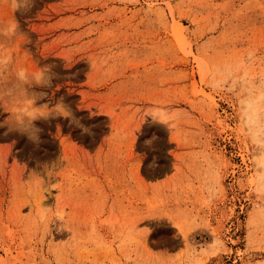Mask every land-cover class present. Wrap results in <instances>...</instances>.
Listing matches in <instances>:
<instances>
[{"label": "rangeland", "instance_id": "374dc122", "mask_svg": "<svg viewBox=\"0 0 264 264\" xmlns=\"http://www.w3.org/2000/svg\"><path fill=\"white\" fill-rule=\"evenodd\" d=\"M10 4L0 121L48 64L42 102L90 131L0 127V264H264V0Z\"/></svg>", "mask_w": 264, "mask_h": 264}, {"label": "clouds", "instance_id": "9594fccd", "mask_svg": "<svg viewBox=\"0 0 264 264\" xmlns=\"http://www.w3.org/2000/svg\"><path fill=\"white\" fill-rule=\"evenodd\" d=\"M14 17L17 13L20 15H27L35 6V0H11L10 4ZM22 29L17 19L0 24V38H5L9 41L14 40L18 35L22 34ZM13 63L12 56L0 49V73L8 70L9 65ZM53 65H42L36 71H28L25 68L17 69L14 78L15 83L10 89L5 90V95L14 97L22 94L23 99L14 105V110L6 113L9 116L7 122L0 121V127H5L7 131L4 133L16 132L25 135L27 139L33 143L40 142L41 129L37 127L36 121L47 120L50 118L71 117L73 122L81 128L85 133L89 132V128L80 124L79 121L73 116L70 107L65 104L63 97L59 98L54 104L46 101L48 93L43 89L51 88L53 80L56 79L57 74L53 71ZM153 120L151 115H147L145 122L148 118Z\"/></svg>", "mask_w": 264, "mask_h": 264}, {"label": "bare ground", "instance_id": "6f19581e", "mask_svg": "<svg viewBox=\"0 0 264 264\" xmlns=\"http://www.w3.org/2000/svg\"><path fill=\"white\" fill-rule=\"evenodd\" d=\"M252 120V119H251ZM260 132H264V128L260 131ZM256 135V134H255ZM257 136V135H256ZM261 166L264 165V157L262 159L259 160L258 162Z\"/></svg>", "mask_w": 264, "mask_h": 264}]
</instances>
